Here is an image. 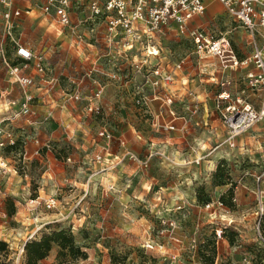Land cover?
Instances as JSON below:
<instances>
[{
	"label": "rangeland",
	"instance_id": "rangeland-1",
	"mask_svg": "<svg viewBox=\"0 0 264 264\" xmlns=\"http://www.w3.org/2000/svg\"><path fill=\"white\" fill-rule=\"evenodd\" d=\"M80 1L71 2L72 28H64L59 33L55 23L50 26L35 14L18 19L11 36L5 39L8 56L14 53L11 38L31 42L34 51L43 50L46 44L49 48L45 50L48 75L57 79L49 98L38 100L34 105L33 119L14 121L9 126L16 136L20 128H24L20 131V139L23 137L28 141L42 128L50 132L51 140L43 149L44 161L36 163L28 158L24 161L21 141L14 147L0 149V156L11 167L8 174L0 176V186L6 191L0 196V228L4 229L0 240L8 243L9 259L13 264H22L23 251L20 247L34 226L26 222L23 226L15 218L22 211L24 218L28 217V197L36 195L41 188L43 196L59 194L66 179L76 178L79 182L86 180V175L96 173L98 169L94 168L93 157L97 151V132L102 127L111 134L114 150L120 149V142L124 140L127 150L148 163L145 167L125 164L120 182L128 180L130 184L127 202L111 194L102 197L104 182H100L102 179L98 175L90 176L93 192L85 200L88 204L85 206L89 207L87 213L92 215L86 217L88 220L85 219L86 222L79 226L80 230L74 231L85 238L81 246L87 248V258L77 259L76 264H170L167 253L177 245L167 234H159L161 217L175 219L173 235L181 239V257L192 264H264V245L259 240L253 212L258 190L264 191V175L257 179L262 163L261 149L264 147V122L256 123L239 135L233 141L234 148H229L227 130L221 122L217 101L220 74L215 61L198 58L190 39L171 31L153 33L150 39L142 38L131 51H125L118 45L108 47L104 23L99 17L91 16L86 5ZM193 25L211 34L228 32L239 53L245 56L251 54L249 35L226 16L217 0H206L204 15L196 18ZM148 47L151 51L158 50V56H150L141 67L140 62L146 59ZM158 61L163 72L172 74V80L163 88L143 82L145 77L152 79V71ZM177 64L180 65L178 69ZM92 67L103 74L85 77ZM115 71L119 78L107 79L105 73ZM67 78H83L79 86L81 99L57 110V92L67 86ZM91 79H99L104 88L100 101L104 109L100 115L85 109L86 97L94 88ZM225 90L236 96L242 87L230 80ZM33 93L36 94V91L33 90ZM154 94L172 96L170 108L163 105L159 111L162 100L148 101ZM20 95L18 87L8 81L0 66V117L9 114L7 103ZM244 98H248L247 92ZM169 109L174 111L176 118L171 124L174 127L184 126L182 143L177 149L170 144L173 131L168 132L165 128L172 120ZM154 122H157L158 131L153 127ZM161 131L166 134L167 143L158 142ZM30 145L28 143L26 148L28 155L32 148ZM159 146H162L165 156L172 157V149L179 155L174 161L165 160L158 154ZM68 158L70 161H67ZM196 158L200 159L199 163H195ZM51 170L55 174L64 171V177L60 178L62 185L59 178L48 174ZM148 184L165 188L166 210L154 213L151 204L153 193L143 192ZM133 190H136L135 197ZM217 198L224 202L234 219L224 232L225 240L218 243L215 240L217 220H213L209 211L202 207L203 202ZM262 200L264 204V194ZM93 202L100 203L97 210L91 209ZM178 205L182 207L177 208ZM106 207H109L108 211ZM94 212L98 213V217ZM52 217H56L52 212L39 216L42 221ZM97 219L102 222L99 227L93 225ZM260 230L264 236V228ZM149 237L163 242L166 253L162 254L157 248H145L143 243ZM192 239H195L194 246L191 245ZM53 248L55 252L59 250V247ZM56 262L55 259L51 264Z\"/></svg>",
	"mask_w": 264,
	"mask_h": 264
},
{
	"label": "built area",
	"instance_id": "built-area-1",
	"mask_svg": "<svg viewBox=\"0 0 264 264\" xmlns=\"http://www.w3.org/2000/svg\"><path fill=\"white\" fill-rule=\"evenodd\" d=\"M224 8L226 16L237 22L240 27L249 35V45L251 54L241 57L233 48L232 41L228 32L219 35L211 34L200 26L193 25L196 18L204 15L206 11V0H81L86 5L91 16L99 17L105 25V42L108 47L123 48L125 51H131L135 44L142 38L150 39L153 33H164L166 31L174 32L178 36L190 39L193 51L202 60L214 59L217 63L220 80V92L217 96L218 105H220V118L223 126L227 130V145L234 148V139L239 135L246 133L256 123L264 122V0H217ZM71 2L72 0H0V66L5 72L8 81L18 87L21 95L16 100L7 103L9 114L6 117H0V149L14 147L21 141L24 146L21 157L25 161L28 159L42 160L43 149L48 147L49 142L43 143L39 135H34L28 141L16 136L13 128L9 127L14 121L28 120L35 115L34 105L38 100L49 97L54 89L57 79L48 75L47 56L45 50L49 48L43 45V50L34 51L31 48V42H21L20 39L11 38L14 45V53L8 56L6 52L5 39L10 37L18 21L23 17H32L38 14L41 19L52 23L58 28L60 33L64 28H72L71 20ZM261 44H258V42ZM148 47L145 54V60L141 61V67L146 64L151 54ZM153 49V48H152ZM136 57V56H135ZM179 64L176 65L178 69ZM244 69L245 73L239 82L245 86L256 97V104L244 98V90L236 96L225 88L232 80L231 74L239 69ZM115 72H106L105 76L110 80H117L118 74ZM98 69L92 67L85 73V77L91 78L98 76ZM152 79L145 77V85L152 87H161L169 84L172 80L170 72H163L162 65L158 61L152 71ZM92 80V79H91ZM83 78H67V86L59 89L57 103L59 107L66 104L78 103L81 99L79 86ZM93 90L86 97L85 109L87 112L95 115L102 113L100 105L104 88L100 85L99 79L92 80ZM33 90L37 93L34 94ZM41 93V96L38 95ZM162 106L170 108L173 99L172 96L154 94L148 101H161ZM147 101V100H146ZM147 103V102H146ZM194 111H196L194 109ZM172 117L170 123L165 128L174 131L175 127L171 124L176 118L173 110H168ZM49 119V118H46ZM153 127L158 131L157 122ZM97 138L104 142L103 150L107 151L111 145L112 136L105 128H99ZM47 140V136H45ZM32 142L35 146L31 154L28 155L25 146ZM165 160H170L163 153H158ZM152 155H150L151 157ZM124 159H129L142 166L147 165V160L141 161L137 156L127 151L122 156H115L111 162L105 163L102 170H111L117 164L122 163ZM105 158L102 154L94 156V162L102 163ZM261 168L257 174V179L264 175V147L261 149ZM67 161H70L68 158ZM200 159L196 158L195 163ZM11 167L8 162L0 156V176L8 174ZM16 173V170L13 169ZM151 186H148L151 191ZM118 194L116 187L108 183L103 189L105 196L109 193ZM5 190L0 186V195H5ZM264 191L258 190V200L255 210L256 229L260 242L264 245V236L260 230V222L264 215L263 197ZM87 190L84 189L82 195L76 197L72 203L64 197L56 194L42 196L40 194L27 198L26 211L28 217L33 219L34 229L26 235L24 243L33 238L37 232L50 223H61L67 225L74 232L80 230L85 218V208L83 202L88 198ZM152 207L154 213H160L167 209V198L161 191V188L153 192ZM178 205L177 208H181ZM205 211H209L210 216L217 224L215 228V240L220 242L224 239V232L228 229L234 219L230 217V210L219 198L209 200L202 204ZM44 212H52L56 215L53 220L42 221L39 218ZM161 228L159 234H167L168 237L177 245L175 249L167 253V260L170 264H192L187 259L181 257L179 246L182 243L179 237L173 235L176 228V221L173 218H160ZM77 224V226L75 225ZM78 227V228H77ZM20 251H23V245ZM180 243V244H179ZM194 246L195 239L191 240ZM143 246L147 249L157 248L165 254V245L163 242L153 239H146Z\"/></svg>",
	"mask_w": 264,
	"mask_h": 264
},
{
	"label": "crops",
	"instance_id": "crops-1",
	"mask_svg": "<svg viewBox=\"0 0 264 264\" xmlns=\"http://www.w3.org/2000/svg\"><path fill=\"white\" fill-rule=\"evenodd\" d=\"M232 43H233V41H232ZM233 45V44H232ZM233 48H234V50L241 56V57H245V55L243 54V53H239L238 52V50L237 49H235V47H234V45H233ZM248 56V55H247ZM210 59V58H209ZM209 59H206V60H209ZM213 61H215L214 59H212ZM216 62V61H215ZM217 73H219V69H218V72ZM244 73H245V70L244 69H239V70H237V72L236 73H232L231 74V77H232V80L233 81H235V82H238V83H240L239 82V80H241V78H242V76L244 75ZM53 77V76H52ZM54 78V77H53ZM55 79H56V77H55ZM241 84V83H240ZM241 87H242V91H239L240 93H242L243 92V90H244V94L247 92V96H248V98H246V100H249L250 102H252L253 104H256V97L252 94V93H250V91H248L247 89H245V86H243L242 84H241ZM37 93V92H36ZM238 93H236V95H237ZM38 95L39 96H41V93L40 92H38ZM249 95L250 96H252L251 98H249ZM50 96V95H49ZM57 97H58V92H57ZM45 98H49V97H45ZM57 99V98H56ZM100 105H101V107H102V111H103V109H104V107H103V103L101 102L100 103ZM61 107H59V105H58V103H57V110H59ZM63 108V107H62ZM161 108H162V104H160V107H159V111L161 110ZM160 114V113H159ZM33 117L34 116H31L28 120H22V122L24 121V122H27V121H29V120H31V119H33ZM175 130L172 132V137L170 138V144H171V146H175L176 147V149L177 148H179V145L182 143V130H183V128H184V126H182V125H179V126H175ZM160 134H162V135H160ZM39 136H40V139H41V141L43 142V143H45L46 141H48V142H50V140H51V134H50V132H48L45 128H42V130L39 132V134H38ZM179 135V136H178ZM45 136H47V140H45ZM165 137H166V134H164V132L163 131H161V132H159V134H158V142L160 141V143H167L168 142V140L167 139H165ZM161 138V139H160ZM29 144H31L30 146L32 147L31 148V152L34 150V148H35V146H34V144L32 143V142H28ZM27 143V144H28ZM96 153H95V155L96 154H102L103 156H104V158H105V160H104V162H102V163H97V162H94L95 164H96V166L94 167V168H96V169H98L97 171H96V173L94 172L93 174H91L92 176H96V175H98V177H100V179H102V181L100 180V182H104V183H102V186H101V196L103 197L104 196V193H103V189L106 187V185L108 184V183H111V184H113L115 187H116V189L118 190V194H116V193H109V194H111L112 196H115L117 199H119V200H121V201H126L127 202V200H128V198L130 197V194H129V192H128V190H129V188H130V184H129V182H128V180L127 181H123V182H120V178H121V176H123L122 175V173L125 171V169L126 168H124L125 167V164L127 165L128 163H133L134 165H135V167H140V166H142V165H140L139 163H136V162H134V161H131V160H129V159H124V161L122 162V163H119V164H117L113 169H111V170H102V168H104L105 167V163H107V162H111L112 160H113V157H115V156H117V155H119V156H122V155H124V154H121L122 152H124V153H126L127 151H129V150H127L126 148H125V141L124 140H122L121 142H120V149H115L114 150V147H113V144H112V141H111V145L109 146V149L107 150V151H104L103 150V146L105 145L104 144V142L103 141H101L100 139H97V141H96ZM160 147V149H159V152L158 153H163L164 155H165V152H162L163 150H162V146H159ZM163 147H167L168 148V146L167 145H164ZM27 148V145L25 146V149ZM171 148H173V147H171ZM170 148V149H171ZM27 150V149H26ZM125 150V151H124ZM172 150H174L173 151V153H172V157H170V156H168V157H170V159H172L173 161L177 158V156L179 155V153L177 152V151H175V149H172ZM161 151V152H160ZM31 152H30V154H31ZM131 152V151H130ZM133 153V152H132ZM94 155V156H95ZM138 158V157H137ZM31 160H32V157H31ZM34 161L37 163H41L42 161H44V155H43V157H42V160H36V159H34ZM93 161H94V157H93ZM129 165V164H128ZM145 167V166H144ZM124 170V171H123ZM63 172L64 171H60L58 174H55L54 173V171L53 170H51V171H49V175L51 176V175H54L56 178H59V183L61 184V180H60V178L61 177H64V175H63ZM91 175H86L87 176V178H86V180H83V181H77L76 180V178L74 179V180H70V179H66L65 180V184H64V188H63V186H62V192L61 193H59V194H56V193H51V194H56V195H59L60 197H64L65 199H67V200H69V202H73V201H75L76 200V197H80L81 195H82V193H83V190L84 189H86L87 190V194H89L88 195V197L89 196H91V194H92V190H93V188H92V186L93 185H90V183H92V181L90 180V176ZM77 176V175H76ZM104 176V177H103ZM151 183V182H150ZM149 183V184H150ZM101 184V183H100ZM149 184L146 186V187H144V190H143V192H145V194H150V195H152V193L155 191V190H157V189H159V188H161V191L163 192V194L166 196V193H165V188H163V187H161V186H155V185H153V187L151 188V191H149V189H148V186H149ZM62 185V184H61ZM98 185L99 184H97V187L96 188H98ZM151 186V185H150ZM96 188L94 189V190H96ZM42 188L41 189H38V191H37V194H40V195H42L43 196V194H42ZM129 191H131V190H129ZM135 191L136 190H133L132 191V194H133V196L135 197ZM6 192V191H5ZM46 195H50V194H46ZM1 196V195H0ZM45 196V195H44ZM109 196V195H108ZM108 196H106V197H108ZM153 200V199H152ZM167 203H168V201H167ZM85 204H87L85 201L83 202V207L85 208V210H86V212H85V218H84V221L86 222V220H88V219H86V217H90L92 214H88L87 213V208H89V207H87V205L85 206ZM100 206V203H92V208L91 209H93V210H97L98 209V207ZM109 210V207H106V211H108ZM24 211H22V213H20L21 215L19 216V217H16L15 216V218L17 219V222H19V223H22V225L24 226V224H25V222L27 223V224H29V223H31V224H34L33 222V219H30L29 217H25L24 218V216H23V213ZM94 215H96L97 217H98V213H93ZM88 215V216H87ZM1 216H4V215H1ZM19 218V219H18ZM55 217H52V219H50V220H53ZM86 219V220H85ZM50 220H48V221H50ZM94 220V219H93ZM101 224H102V222L99 220V219H97L96 221H94V223H93V225L94 226H97V227H99V226H101ZM32 230L34 229V226L32 225ZM25 229H27L28 227H24ZM3 232H4V229L1 227L0 228V239H2V234H3ZM28 234V233H27ZM74 238H75V242L77 243V244H79V245H82V241L83 240H85V238H83L82 237V234L81 233H79L78 235H77V233H75L74 232ZM25 240V239H24ZM24 240H23V242H22V244L24 243ZM224 241V240H223ZM159 242H161V241H159ZM174 243V242H173ZM175 244V243H174ZM165 245V244H164ZM86 252H87V248L86 247H84L83 248ZM165 249H166V247H165ZM172 251V250H171ZM170 252V251H169ZM55 254H56V252H55V249L54 248H52L51 250H50V252H49V254L47 255V257L46 258H44L43 260H41L39 263H41V264H43V262L44 261H47V263L46 264H51L52 262H53V260H54V258H55ZM87 258V257H86ZM85 258V259H86Z\"/></svg>",
	"mask_w": 264,
	"mask_h": 264
},
{
	"label": "trees",
	"instance_id": "trees-1",
	"mask_svg": "<svg viewBox=\"0 0 264 264\" xmlns=\"http://www.w3.org/2000/svg\"><path fill=\"white\" fill-rule=\"evenodd\" d=\"M263 223L264 215L260 222V229L262 230L264 228ZM54 246L59 247L54 258L57 262L54 264H76L77 259L87 257L83 247L75 242L74 232L71 228L55 222L54 224L45 225L33 238L24 243L22 264H39L41 260L47 257ZM9 254L8 243L0 240V264H13L12 260L9 259Z\"/></svg>",
	"mask_w": 264,
	"mask_h": 264
},
{
	"label": "bare ground",
	"instance_id": "bare-ground-1",
	"mask_svg": "<svg viewBox=\"0 0 264 264\" xmlns=\"http://www.w3.org/2000/svg\"><path fill=\"white\" fill-rule=\"evenodd\" d=\"M151 52V54H156L157 52H156V50H152V51H150Z\"/></svg>",
	"mask_w": 264,
	"mask_h": 264
}]
</instances>
